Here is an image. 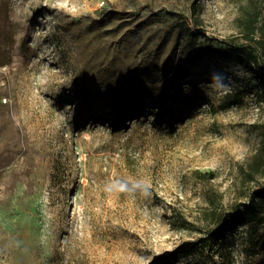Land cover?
<instances>
[{
    "label": "rangeland",
    "instance_id": "374dc122",
    "mask_svg": "<svg viewBox=\"0 0 264 264\" xmlns=\"http://www.w3.org/2000/svg\"><path fill=\"white\" fill-rule=\"evenodd\" d=\"M246 2L0 0V264H264L247 224L181 248L264 184Z\"/></svg>",
    "mask_w": 264,
    "mask_h": 264
},
{
    "label": "trees",
    "instance_id": "16d2710c",
    "mask_svg": "<svg viewBox=\"0 0 264 264\" xmlns=\"http://www.w3.org/2000/svg\"><path fill=\"white\" fill-rule=\"evenodd\" d=\"M240 8L241 15L237 22L245 42L237 47V52L246 55L249 62L257 64L260 50L264 51V21L260 20L263 9L255 0H247ZM206 50L208 54L221 52L216 48ZM215 220L212 218V222ZM242 224H247L250 230L261 227L256 244L264 247V184L256 189L248 202L233 204L230 209L219 212L216 226L208 229L205 235L196 240L185 241L181 247L182 251L195 252L208 245H214L228 229Z\"/></svg>",
    "mask_w": 264,
    "mask_h": 264
},
{
    "label": "clouds",
    "instance_id": "9594fccd",
    "mask_svg": "<svg viewBox=\"0 0 264 264\" xmlns=\"http://www.w3.org/2000/svg\"><path fill=\"white\" fill-rule=\"evenodd\" d=\"M147 186H144L143 182H136L129 187L126 183H109L105 186L106 192H113V191H119V192H127L130 194H134L136 191H141L142 195H148V192L146 190Z\"/></svg>",
    "mask_w": 264,
    "mask_h": 264
}]
</instances>
